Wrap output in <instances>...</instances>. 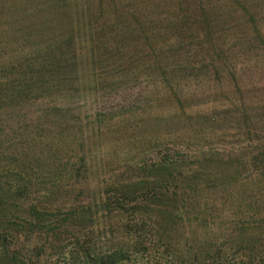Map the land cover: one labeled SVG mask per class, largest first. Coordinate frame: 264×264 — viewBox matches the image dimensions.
Here are the masks:
<instances>
[{
  "label": "trees",
  "instance_id": "16d2710c",
  "mask_svg": "<svg viewBox=\"0 0 264 264\" xmlns=\"http://www.w3.org/2000/svg\"><path fill=\"white\" fill-rule=\"evenodd\" d=\"M26 1L33 11L15 10L10 18L16 25L0 30V38L8 39L0 43V55L7 54L0 58V229L13 231L11 243L1 237L0 264H31L23 250L18 252L25 219L9 205L17 196L3 191L8 178L23 185L25 199L37 168L49 186L73 192L75 184L80 190L89 186L87 155L82 157L86 176L78 175L80 180L76 168L63 161L64 152H77L78 140L89 134L83 120L91 124L89 137L101 136L112 125L132 139L147 137L152 141L148 146L158 151L155 160L150 151L100 183L92 201L108 215L129 211L135 224L128 221V228L149 225L169 244L202 229L211 235L235 232L246 249H264V202L258 203L254 194L264 191L259 188L264 185V152L191 154L187 147L169 148L183 137L161 131L179 122L178 107L185 110L183 87L189 74L219 77L230 70L228 50L216 38L215 11L200 0H106L105 14L81 0ZM20 19H29V26H18ZM185 35L199 41L192 43L193 53L186 50ZM239 111L234 119L244 118ZM144 119L158 127L154 136L144 128ZM208 195L215 201L206 203ZM78 202L70 208L73 213H63L74 222L84 217ZM218 203L230 213L218 210ZM44 211L31 206L29 214L42 221L48 218ZM143 241L137 237L118 246L109 241V247L105 242L99 249L107 250L99 254L83 241L73 264H129L137 260L135 248H145ZM50 248L61 249V242ZM242 256L245 264H264L263 251ZM233 258L224 249H195L178 264H229Z\"/></svg>",
  "mask_w": 264,
  "mask_h": 264
},
{
  "label": "rangeland",
  "instance_id": "374dc122",
  "mask_svg": "<svg viewBox=\"0 0 264 264\" xmlns=\"http://www.w3.org/2000/svg\"><path fill=\"white\" fill-rule=\"evenodd\" d=\"M85 1L87 6L90 5L95 12L101 10L105 14L106 0H81V2ZM196 1L198 0L193 2ZM200 1L205 7L215 11L212 21L216 25V38L220 45L228 50L226 63L230 70L225 69L219 77L212 74L204 76V71L189 74L187 78L190 81L183 87V94L188 98L184 102L185 110H180L178 107L179 122L170 126L167 124L161 128V131L183 137L174 144L169 143L168 146L169 148H173L174 145L178 148L187 147L191 154L200 155L211 151L246 156L264 152V69L262 65L264 0ZM32 7L33 5L26 0H0V30L16 25L10 18L15 10L29 13L33 11L30 10ZM29 23V19H20L18 26L28 27ZM254 27L259 31V35L254 32ZM185 37L190 46L186 50L193 53L192 43L196 44L199 41L196 37L190 38L187 35ZM201 39L208 41L205 37ZM6 42H8L7 38H0V43ZM6 55H0V58H5ZM239 108L242 112L244 111V118L234 119L233 114L240 112ZM81 125L85 128L83 131L89 134L82 135L78 140L77 152H64L63 161L76 168L75 179L80 180L81 176L78 175L86 176L83 174L82 157L84 154L89 157L90 165L86 173L90 174V179L86 189L80 190L77 184L74 185V192L69 187L49 186L48 178L43 177L44 172L40 168L36 169V174L32 172L34 183L28 198L25 199L21 194L25 191L23 185H17L10 178L8 181L11 185L6 184L7 186L3 187V191L9 190L11 194L17 196L14 199V205L12 206L10 202L9 205L22 219H25V225L19 233L18 252L23 250L31 264H73L74 259L78 258L76 255L82 250L76 248L83 241L89 242L94 248L88 249L89 251L99 254L107 250L99 249L102 243L106 242L109 247L110 241L118 246L127 239L131 241L137 237L144 240L142 244L145 248L136 247L137 260L129 264H178L195 249H224L235 256L233 260L227 261L229 264H245L246 259L242 255L247 254L248 251L264 252V249H246L247 244L241 242L238 234L231 231L221 235L217 233L211 235L201 229L187 237L183 235L184 238L179 235L169 244L166 237L156 236L149 225L144 230L128 228V221L135 224L133 222L135 216L129 211L118 213V215H108L109 213L99 202L92 201L100 183L110 179L112 174H116L121 167L129 165L127 163L130 161H133V164L137 163L143 154L148 155L150 151H152V159L155 160L157 156L159 157L158 151L148 146L152 141L147 137L138 135L137 138L132 139L128 133H121L120 130L115 129V126L109 125L101 136L89 137L92 133L91 124L83 120ZM145 125L144 128L150 132V136H154L158 127L154 124L150 125L147 120ZM259 186L264 188V185ZM260 192L262 191L254 192L258 194L257 200H260L258 203L264 202V191ZM203 199L208 200L206 203H211L216 197L208 195ZM78 200L82 203L80 207H83L78 211H83L84 217L82 218L81 215L74 217L76 219L74 222L73 218L68 219L70 216L63 213H73L74 211L70 208L77 207ZM257 200L253 199V201ZM243 201L245 203V199ZM31 206H36L41 213L45 212L44 210L48 211V218L43 216L42 221L35 220L29 214ZM215 207L218 210L223 208L219 203ZM221 212L230 213L226 207ZM92 213L96 215L93 217ZM25 214L27 215L24 216ZM47 220L50 226L47 225ZM12 234L11 230L0 229V240L4 237L6 242L11 243ZM55 241L61 242V249L50 248V244ZM204 241L207 243H203Z\"/></svg>",
  "mask_w": 264,
  "mask_h": 264
}]
</instances>
